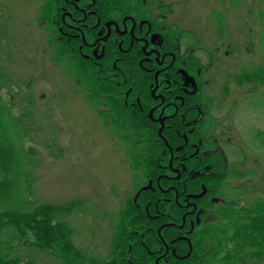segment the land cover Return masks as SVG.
<instances>
[{"label":"rangeland","instance_id":"obj_1","mask_svg":"<svg viewBox=\"0 0 264 264\" xmlns=\"http://www.w3.org/2000/svg\"><path fill=\"white\" fill-rule=\"evenodd\" d=\"M169 2L174 3L173 18L181 29L200 38L201 47L217 61L216 78L208 88L209 99L222 98L212 109L218 120L214 132L227 152L223 150L227 170L235 172L231 184L244 190L231 201L239 209L252 206L258 199L264 200V83L239 85L235 79L241 77L244 67L264 65V35L259 33L257 19L264 0ZM44 3L0 0V32L7 33L6 37L0 34V41L11 42L13 49L12 55L0 58L4 60L0 69H7L15 81V115L23 111L24 99L36 104L35 128L29 130L31 140L25 144L38 152L33 162L36 183L32 200L47 205V215H57L56 222L69 224L73 235L66 237L88 261H107L119 216L135 194L136 175L129 153L133 144L114 131L110 95L95 100L90 81L84 79L86 70L70 64V56L83 60L81 56L60 35L57 44L49 42ZM69 67L78 70L74 71L78 77H72ZM95 73L100 76L101 71L96 68ZM8 94L4 93L7 100ZM50 220L47 217L48 223ZM33 233H40L39 229H28L32 245L36 243ZM236 245V241L228 244L229 253H222L223 258L231 255L236 264H264V252L254 258L259 251L249 247L237 259ZM19 252L31 264H62L35 247H22Z\"/></svg>","mask_w":264,"mask_h":264},{"label":"flooded vegetation","instance_id":"obj_2","mask_svg":"<svg viewBox=\"0 0 264 264\" xmlns=\"http://www.w3.org/2000/svg\"><path fill=\"white\" fill-rule=\"evenodd\" d=\"M173 5L169 0H124L118 13L105 15L100 0H63L53 17L61 39L88 65L98 68L101 78L113 82L117 89L124 88L125 107L136 114L146 113L149 139L162 141L168 148L169 170H163L156 183L152 179L143 186L136 183L132 196L134 203L141 205L144 193H154L167 215L157 231L160 245L148 248V243H143L145 252L132 257L135 264L199 262L202 256L194 241L213 226L217 210L238 194L230 181L235 172L227 170V152L214 132L218 120L212 109L222 98H208L217 61L201 47L200 38L181 29L173 18ZM124 55L135 60L137 68L132 62L125 67L121 61ZM128 71L133 77L132 84L126 86ZM174 142L177 145L173 146ZM162 179L166 180L164 188ZM198 182L201 189L195 192ZM167 206L171 209L166 212ZM173 212L179 216H172ZM168 229H175L176 234L164 235ZM142 237L148 241L146 234ZM182 242L185 245L178 244Z\"/></svg>","mask_w":264,"mask_h":264},{"label":"trees","instance_id":"obj_3","mask_svg":"<svg viewBox=\"0 0 264 264\" xmlns=\"http://www.w3.org/2000/svg\"><path fill=\"white\" fill-rule=\"evenodd\" d=\"M100 1L105 15L118 13L117 9L124 7V0ZM44 2L43 11L50 25L48 29L50 33L49 42L55 45L59 33L53 17L54 15L57 16L63 0H44ZM260 15L261 17L257 18L261 22L259 33L262 31V35H264V10L260 12ZM0 34L4 37L7 35L6 31L0 32ZM10 43L6 44L4 40L0 41V58H3L4 55L5 57L12 55L13 49ZM117 51L120 53V50ZM72 56L69 58L70 64L80 70H86L83 71L86 73L84 79H88L91 83L90 91L93 93V98L99 101L102 99L101 96L110 95L111 98H108L109 101L111 99L112 104L110 113L113 114L110 118L116 123L113 125L114 131L118 135H123L128 144H133L129 153L133 159L137 186H143L151 179L156 183L158 177L165 173L163 170H169V152L162 141L149 139L151 135L150 127L146 123V113L136 114L133 110L127 109L123 101L125 95L123 87L117 89L118 87L112 85L110 81H105L96 75L95 66H89L84 60ZM0 61L4 60L0 59ZM121 61L127 68L130 67L131 62L134 68H137L136 61L129 59L127 55H124ZM0 66H2L1 63ZM69 71L72 77H78L74 74V71L78 70L69 67ZM128 76L126 86L132 84L133 74L128 71ZM240 76L235 79L239 85L250 81L264 83V65L253 66L250 69L244 68ZM139 80L144 82L141 74H139ZM14 84L15 81L9 76L7 69H0V264H31L19 252L22 247H35L37 251L45 252L44 254L60 260L62 264H135L132 257L138 258L142 251L145 252L143 243H148V248L160 245L157 231L167 221V215H163L162 202L156 201L155 194L152 192L144 193L141 205L135 204L132 197L127 200L126 208L119 216V223L113 231L112 252L107 261H88L83 251L68 240L67 237L73 235L69 224L61 221L56 222L57 215H47V205L44 206L40 203L39 205L32 200L36 183V177L33 176V162L38 152L37 149L28 148L25 144L27 140H31V138L29 139V130L35 128L32 120L36 104L31 99H24L23 103H26L22 105L24 106L23 111L19 115H15L17 96L14 93L16 90ZM17 90L24 89L18 88ZM7 91L9 92L8 100L4 95V93L7 94ZM175 145H177L176 142L173 143V146ZM164 181L166 180H161L162 188H164ZM205 185L208 186V183ZM194 187H197L194 191L199 192L201 183L198 182L197 186ZM236 191L238 193L244 192L240 187ZM158 193L160 194L161 191ZM230 196L229 194L226 200H229ZM151 201L153 203L149 206ZM157 204H159L158 208ZM145 207H149V210L146 211ZM169 209L171 208L167 206L165 211L167 212ZM158 214L159 217L156 218ZM216 214L217 218L213 221V226L200 232L194 241L196 250L201 253L202 258L199 262L192 260L191 263L236 264L235 260L230 258L231 255L225 258L222 256V253H229L228 244L235 241L237 242L235 248L237 259L245 247L259 251L258 254L254 255V258L263 256L264 200L258 199L254 205L240 209L238 204L231 202L222 206ZM172 216L179 215L173 212ZM47 217L51 219L50 223H48ZM34 228H38L42 236L39 235L40 233H35L36 235L33 233L32 237L34 236L36 243L32 245L28 239V229L34 230ZM152 230L155 232L149 236L148 234ZM143 234H146L147 242L142 237ZM163 234L175 235L176 231L175 229H168L163 231ZM164 238L168 241L171 236L170 238L164 236ZM178 244L185 245L183 242Z\"/></svg>","mask_w":264,"mask_h":264}]
</instances>
